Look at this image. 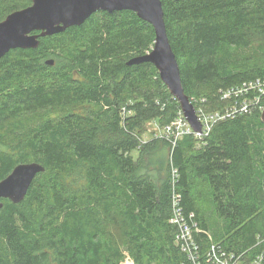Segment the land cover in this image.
I'll return each instance as SVG.
<instances>
[{
	"label": "trees",
	"instance_id": "trees-1",
	"mask_svg": "<svg viewBox=\"0 0 264 264\" xmlns=\"http://www.w3.org/2000/svg\"><path fill=\"white\" fill-rule=\"evenodd\" d=\"M162 3L191 100L224 110L221 90L264 77V0ZM31 4L0 0V21ZM155 40L134 11H97L0 59V181L20 163L45 167L23 201L1 199L0 264H124L125 251L134 264H191L171 223L175 194L201 264L213 243L244 264L264 251L262 112L201 140L144 142L148 122L182 110L153 63L128 65Z\"/></svg>",
	"mask_w": 264,
	"mask_h": 264
},
{
	"label": "water",
	"instance_id": "water-1",
	"mask_svg": "<svg viewBox=\"0 0 264 264\" xmlns=\"http://www.w3.org/2000/svg\"><path fill=\"white\" fill-rule=\"evenodd\" d=\"M131 10L153 25L156 35L150 53L132 57L128 65L151 62L157 68L161 80L179 101L184 116L196 132H202L194 104L185 93L179 63L167 33L162 0H32V4L9 14L0 21V59L16 48H36L40 38L65 31L71 26L83 24L97 11ZM53 58L46 60L52 66ZM264 123V110L261 113ZM45 167L39 162L18 164L0 181L1 199L14 203L23 201L34 179Z\"/></svg>",
	"mask_w": 264,
	"mask_h": 264
},
{
	"label": "built area",
	"instance_id": "built-area-1",
	"mask_svg": "<svg viewBox=\"0 0 264 264\" xmlns=\"http://www.w3.org/2000/svg\"><path fill=\"white\" fill-rule=\"evenodd\" d=\"M220 99L227 102L224 110L207 113L200 105L207 102L206 98L190 100L196 109L198 119L202 124V132H196L191 127L187 118L181 110L177 117L169 123L166 128V138L173 144L186 134H193L198 139H203L209 135L214 125L222 120L235 118L244 114H252L256 110H264V77L256 80L235 85L220 91ZM186 124V130L183 124ZM174 178H177V170H173ZM174 214L171 223L178 226L177 241L181 250L188 256L191 264H201L199 245L194 237V231H199L197 225H190L180 207V196L174 195L173 198ZM194 216L191 215V220ZM206 261L210 264H244L242 257H236L234 253H227L217 243H213L206 254ZM124 264H133L125 262ZM250 264H264V251L255 257Z\"/></svg>",
	"mask_w": 264,
	"mask_h": 264
},
{
	"label": "rangeland",
	"instance_id": "rangeland-1",
	"mask_svg": "<svg viewBox=\"0 0 264 264\" xmlns=\"http://www.w3.org/2000/svg\"><path fill=\"white\" fill-rule=\"evenodd\" d=\"M206 104H207V102H205V103L200 105L201 108L204 106L203 109L205 110V112L212 113V112H216L217 111V110L216 111L215 110L211 111L207 107ZM182 124H183L182 126H184V128L186 130V124L185 123H182ZM167 125L168 124L162 125L159 120H152V121L148 122L143 128L142 140L145 142L146 140L151 138L153 135H154V137H161V138L162 137H166V133H168L167 132V128H166ZM125 262H129V263L133 262V264H134L133 259L131 258V256L129 255V253L127 251H125V261H124V263Z\"/></svg>",
	"mask_w": 264,
	"mask_h": 264
}]
</instances>
